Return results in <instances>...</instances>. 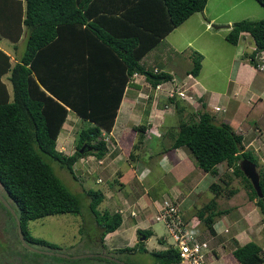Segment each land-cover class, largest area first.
<instances>
[{
    "label": "trees",
    "instance_id": "16d2710c",
    "mask_svg": "<svg viewBox=\"0 0 264 264\" xmlns=\"http://www.w3.org/2000/svg\"><path fill=\"white\" fill-rule=\"evenodd\" d=\"M206 1L25 0L23 6L22 0H0V41L8 38L14 48L21 36L25 42L23 49L20 42L21 50L14 62L0 47V184L30 244L60 249L57 243L31 234L29 219L81 212L78 195L55 173L47 156L59 161L73 177L74 164L80 157L102 158L113 144L109 133L126 87L140 85L134 82L133 75L147 71L162 80L172 77L157 66L145 69L140 59L169 31L201 10ZM257 1L264 7V0ZM243 31L255 43V49L248 53L254 64L258 51L264 49V16L234 21L225 38L236 44ZM191 57L189 73L195 76L203 54L194 49ZM5 73L9 84L3 79ZM145 78L153 88L162 81ZM175 104L179 110L183 108L178 101ZM70 111L76 113L82 126L72 141L73 151L66 153L56 144ZM133 127L139 134L147 129L145 124ZM176 131L171 133L174 136L170 146H184L195 165L216 174L217 164L225 161L242 179L248 199L254 201L262 215L264 227V166L252 149L245 148L243 135L229 123L216 122L205 110L197 118L180 120ZM243 158L258 167L260 193L240 168ZM226 175L229 176H223ZM221 179L224 186L229 184ZM210 189L214 195L197 210V215L212 230L214 217L224 209L216 207V197L222 192L220 183L211 182ZM228 190L229 195L236 191L232 187ZM85 194L90 197L88 206L101 227L99 239L105 247L104 236L121 224L122 216L118 210L98 208L105 197L100 188L88 187ZM1 207L12 215L0 200ZM150 234L149 229H137L139 238ZM136 250L150 253L152 264H176L182 259L176 246L148 250L140 239L134 245L106 252L117 256V252ZM232 252L239 264L264 262L263 247L254 240L237 244Z\"/></svg>",
    "mask_w": 264,
    "mask_h": 264
},
{
    "label": "crops",
    "instance_id": "0c3cea01",
    "mask_svg": "<svg viewBox=\"0 0 264 264\" xmlns=\"http://www.w3.org/2000/svg\"><path fill=\"white\" fill-rule=\"evenodd\" d=\"M240 1L241 0H207L201 10L193 12L181 24L169 31L154 47L149 49L140 59V63L145 69L151 70L153 66H157L160 70L169 73L170 76H177L181 79L184 78L188 82V85H190L188 91L195 94V96L198 97V100L192 105L187 104L183 100H179V104L185 108L184 110H186V108L189 109L187 113L181 116V120L197 118L199 113L205 110L214 117L216 122L223 121L229 123V125H231L237 132H240L243 135L245 148L252 149L257 156H261V159L264 160V154L261 155V151H264V122L262 121V118L264 117V71L259 70L258 67L255 66V63L252 64L248 59V53L254 50L255 43L250 51L243 50V52H241V50H237V56L235 59L239 61L240 64H238L237 68L240 69L236 70V74L229 73L228 75H224L223 73L225 61L221 62L218 57L213 62L216 66L211 63L214 55L210 59V70L208 67L209 64H207L206 55V51L209 50V44H202V48L197 47L198 49H196L203 54L199 73L195 76L189 73V69L192 65V57L191 51L186 50V46L190 43H194L201 37V35L210 31L212 27L214 28L213 30H215L214 32L218 29L221 33V38L226 40L225 34L228 32L231 24L236 21L233 20L234 18L227 16V12H229L231 8L236 7ZM213 2L216 3V8H212L211 3L213 4ZM22 4L23 6L25 5V0H22ZM180 26H184L183 30L189 31L190 29V31L187 34L180 33L177 37L172 35V33ZM221 31H223V33ZM180 37L183 38V41L179 40ZM250 37L251 35L247 31H243L238 42L246 40L250 41ZM208 39L210 40L211 38ZM160 42H164L163 47L155 50ZM238 42L236 44H238ZM180 52L182 55H178ZM157 56L158 58H156ZM135 77L137 79L140 78V76ZM130 87L137 89L140 85L129 84L126 87L118 108L115 122L109 133L110 141L113 144L111 147L109 146L108 151L103 156L104 158H101L103 164L96 165L101 166L100 170L96 172V179L101 177L103 181L101 173L105 170H108V176L113 173V175L111 174L110 181H108L107 184H102L100 187L103 191V188L105 187L104 202H106L105 200H107L108 197L110 198L108 200L111 201L113 194L117 193L119 196V202L117 203L113 200L112 203H110L112 205L110 207L113 208V210L117 209L120 205H123V202L126 201L129 202V206L127 204L129 208L133 207L136 210V207H139L142 210V213L145 214L147 207L153 210V212H156L157 206L160 205L165 198H173L177 200L180 202L186 219H193L194 221L197 218L199 219L198 221H195L194 227L197 226L198 232L195 231V234L200 238L207 239L209 242L212 237L218 241L217 237L221 236L224 240H227L228 234H231V237L229 238L230 241H232V246H226L224 242L220 241L218 243H212V246L210 247V264H239L232 252L237 244H243L247 241L254 240L263 247L261 242L253 239L248 235L247 231V228L249 229L250 224L252 223V211L255 210V214H259V219L261 218L260 211L253 200L247 199L248 202L240 203L242 197L239 193V195L237 194L240 189L231 194V197L228 198V205L226 207L221 208L218 205L216 206L217 208L224 210L221 214L214 217L212 230H209L206 224L197 215V210L214 195L213 191L210 189V183L213 181L218 182L222 188L224 183L219 171L214 174L210 171H204L202 168L195 165L188 154V150L184 146H170L171 143L169 142L174 136V134L171 136V133L177 132L176 130H178L180 121L178 117H176L177 119H174L173 115L176 113L173 104L163 98H161L163 99L162 101H164L163 108H160V106H157L154 103L151 105L149 104L150 107L146 108L145 104L147 102L142 103L143 100L139 102V104H128L127 119L125 120L122 117L121 122L117 123V120L121 116L122 105ZM166 103L168 105L167 107L165 105ZM217 105L220 107L219 109L214 108ZM252 114H254L255 121L254 123L249 124L250 121H248V117L252 116ZM169 117L171 118L168 120ZM66 121L63 123L62 129L65 128ZM155 122L158 124H155ZM138 124H145L146 128L150 127L151 124H153V128H163L159 135L153 133L152 138L159 137L158 140L162 141L164 137L166 139V134L169 135L168 144L166 146L163 144V146L156 148L158 154L156 161L158 160L157 164L160 168V171L157 170L159 177H153L152 169L154 166L152 163L136 166L131 161L132 159H135L136 156L139 158V153H141L140 150L148 146V143L144 141V137L151 138V136L146 134V130L141 134L134 130L133 126ZM117 132H121L120 140L116 137ZM62 134V132H59L57 143L62 140ZM119 141L124 144L126 149L125 152H114L116 147L120 149L118 144ZM69 148L70 147L68 146L67 149ZM135 149L138 151L137 154L132 152ZM65 152L68 153V151ZM112 152L113 154L110 155ZM85 161L83 160L85 163H83V166L87 167L88 161ZM222 162L223 161L220 163ZM127 163H129L128 168L125 167ZM227 168L229 167L227 166L224 172L231 170L230 168L227 170ZM125 170L127 175H131L132 172L133 176L125 179ZM147 177L151 178L153 184H159V186H157L158 191H153L151 189L152 185H147L144 192H136V189H138L137 182L140 183ZM229 177L232 178V175L229 174L225 179L230 184L231 180ZM122 178L124 179L122 180ZM126 184H133V186H130L128 189L126 188L123 194L119 193L117 189H121ZM232 188L235 187L233 186ZM107 189L109 190L106 191ZM208 189L211 191L212 196L210 198H207L206 196L203 197L205 191ZM219 195L216 197V201H218ZM144 205H147V207ZM127 206H125V208H127ZM103 208L108 207L105 206ZM232 210H235L236 212H233ZM257 216L258 215H254V218H257ZM124 218L126 226L116 229L115 231L126 229L128 230V239L130 240L135 237V242H137V229H149L151 234L145 239V245L148 249H164L167 246V239L165 240V237H162V240L158 239L160 243L158 242L153 248H150L147 245L153 232L152 223L154 222L150 221L148 217L146 218L147 220L142 219L140 216L133 217L130 215ZM242 219H244V221ZM200 222L205 224L207 232L203 226L202 228L199 226ZM259 225V230H261L263 223L261 222ZM232 228H234L233 233L231 232ZM142 238L143 237H141V239ZM123 240L125 239H122V242ZM126 245L129 244L123 246ZM176 264L189 263L188 261L181 259V261ZM260 264H264V262Z\"/></svg>",
    "mask_w": 264,
    "mask_h": 264
},
{
    "label": "rangeland",
    "instance_id": "374dc122",
    "mask_svg": "<svg viewBox=\"0 0 264 264\" xmlns=\"http://www.w3.org/2000/svg\"><path fill=\"white\" fill-rule=\"evenodd\" d=\"M212 8H216L217 5L215 2L213 4L211 3ZM227 16H230L234 18L233 20H239L241 18H261L264 16V7L257 1V0H241L236 7H233L227 12ZM227 18V17H226ZM184 26H180L177 28L172 35L174 36H179L180 33L182 34H187L189 31L183 30ZM214 28L210 31H207L204 35H201L200 38H198L194 43H190L188 46H186V50H196L199 48H202V44L208 43L209 44V50L206 51L207 55V64L210 63V59L213 57L211 63L215 61L216 58L219 57L220 61L224 63L223 67V73L224 75H228L229 73L231 74H236V70H239L240 68H237L239 61L235 59L237 56V50H247L250 51L252 46L254 45L253 39L250 37V41H242L238 42V44H233L225 40L224 38H221V33L216 30H213ZM226 29V28H224ZM226 31V30H223ZM223 31H221L223 33ZM24 36H21V39L17 41V48H14L11 46L13 44L8 38H3L0 41V47L5 49L7 53L10 54V60L14 62L16 58L18 57V54L21 50V44L22 42V49L24 48V41L23 38ZM208 38H211L210 40ZM180 41H183V38H179ZM164 42H160L155 50L160 49V47H163ZM178 55H182L181 52ZM158 58V56L156 57ZM214 66H216L215 63H213ZM255 66L258 67L257 61H255ZM177 67V65H176ZM211 70L210 64L208 66ZM237 68V69H236ZM204 73V72H203ZM7 73L3 75V79L9 84L7 80ZM136 76H140L139 79L135 77V81L140 84V87L137 89H133V87L129 88V92L126 94L124 103L122 105V110H121V116L117 120V123H120L122 120V117L126 120L127 119V111H128V104H139L143 100L142 103H146V108H149V104L151 105L152 103L156 104L157 106H160V108H163L164 101H162L164 95L166 94L165 88L163 85H160V87L156 86L153 88L151 83L146 80L141 74H137ZM131 89V90H130ZM160 104V105H159ZM185 108L179 110V108H175V115L174 119H177L176 117L181 120V116L189 111L188 108L184 110ZM76 113L70 111L65 128H63L60 133L62 132V140H60L57 143V148L60 150L68 151V153H71L73 151V139H75L77 130L82 126L81 122L77 117L75 116ZM76 117V118H75ZM171 117L168 118V120ZM77 119L76 122H74ZM137 121V120H136ZM249 124L254 123L255 118L254 114L252 116L248 117ZM262 121L264 122V117L262 118ZM176 122V120H175ZM155 124H158L155 122ZM158 131H156L158 134L161 133L163 128H158ZM146 134L151 136L149 137H144V141L148 143V146L144 147L139 153V158L138 156L135 157V159H132L131 161L133 162L134 165L140 166L141 165H148L150 163L153 164L154 168L152 169V175L153 177H159V173L157 170L160 171V168L158 167L156 159L158 158V154L156 152V148H159L161 146H166L169 142V135L166 134V139L165 137L163 140H158L159 137H154L153 136V130L152 126L148 127L146 130ZM116 137L120 140L121 137V132L116 133ZM157 139V140H156ZM62 141V143H61ZM143 142V141H142ZM172 142V139L169 143ZM72 144V145H71ZM119 146L120 149L116 147L115 151H121L125 152V146L119 141ZM70 147L67 149V147ZM112 145H110L111 147ZM263 146V145H262ZM137 149V148H136ZM132 151L133 153H138L137 150ZM131 150V149H130ZM113 154L110 153V155ZM264 154V151H261V155ZM45 157V155L43 154ZM111 157V156H110ZM104 158V157H103ZM259 163L260 165L264 166V160L261 159V156H258ZM46 160L52 165L55 173L60 177V179L64 182V184L73 192H75L80 200L81 203V212L79 213H71V212H64V213H56V214H49L45 215L39 218L35 219H29L27 222V226L31 234L39 237H43L51 242L57 243L60 246V249L58 251H62L64 253H67L69 255H79L83 253H96V252H101L103 248L104 251L106 250L110 252L116 251L117 248L120 246H123L125 244L132 245L136 241V238L134 237L133 239H128V230H121V231H111L110 233L108 232L105 237H104V242H106L105 247L101 246V242L99 239L100 236V231L101 227L98 226L96 223L94 216L92 212L89 209L88 203H89V198L85 194V189L88 187H93V188H100L102 184H107L108 181H110L111 173L108 176V170H105L104 172L101 173V176L103 177V181H99L98 179L96 180V172L100 170L101 166H96V165H102L103 160L97 161V158H94L93 155H88V156H82L78 160L77 163L74 165V172L76 174L75 177L66 169V167L62 166L59 161L51 158L50 156H47ZM83 160L88 161L87 162V167L83 166ZM85 161V162H86ZM145 162V163H144ZM85 164V163H84ZM128 164H126L125 167L128 168ZM226 163L223 161L222 163L217 164L218 171L220 172V175L225 179L227 178L226 176H223L226 173H229L232 175V178L230 177V184L224 186L222 188V192H220V195L218 197L217 205L221 208H224L228 205V198L231 197L229 193V188L235 187L236 190H238L237 194L239 193L240 196L242 197L241 202H248V195L246 192V189L243 185L242 179L233 174V172L230 170L228 172H224L226 170ZM258 168V167H257ZM97 169V170H96ZM229 168H227L228 170ZM95 170V171H94ZM130 171V170H128ZM130 176H133V173L131 172V175L126 174L125 170V179H128ZM115 177V176H114ZM124 178H122L123 180ZM133 179V178H132ZM168 179V178H167ZM98 182V183H97ZM112 183V182H111ZM126 184L123 186L121 189H117L119 193H124L125 189L129 188L130 186H133V184L129 185ZM144 185V186H143ZM152 185L151 189L153 191H158L157 186L159 184H153L152 180L150 177H147L144 181H141L140 183L137 182V188L136 192H144V189L146 186ZM161 185V184H160ZM105 191V187L103 188ZM107 189L106 191H108ZM0 192L3 194V189L0 184ZM105 193V192H104ZM238 194V195H239ZM111 195V193H110ZM206 196L207 198H210L212 196L211 191L208 189L205 191V194L203 197ZM110 199L109 197L106 202L104 200L98 205V208L100 210L104 209L103 207H108L110 211H113V208L110 203L112 201H116L117 203L119 202V196L117 193H114L113 196L111 197V201L108 200ZM240 199V198H239ZM238 199V200H239ZM239 203V202H238ZM129 206V202L124 201L123 205H120L119 207L124 209L125 206ZM127 206V207H128ZM147 207V205H144ZM136 212L137 215L142 217V219L147 220L146 218L148 217L150 221H154L152 223V228L153 232L152 235L147 243V245L150 248H153L156 246V244L160 241L158 239L162 240V237H165V239L169 240L171 239V235L169 232L166 230V227L163 225L161 221H155L153 218V215L155 212L151 210L149 207H147V211L145 210V214L142 213V210L139 207H136ZM143 208V207H142ZM144 209V208H143ZM115 210V209H114ZM233 212H236L235 210H232ZM140 212V214H139ZM126 213V212H125ZM256 211H252V223L250 224L249 229L247 228L248 235H250L253 239L260 241L261 244L264 247V227H262L261 230L260 228V223L262 222V215L261 218L259 219V214H255ZM261 214V213H260ZM254 215H258L257 218H254ZM129 216V215H127ZM197 218V217H196ZM199 219L197 218V221ZM244 221V219H242ZM125 218H123L121 225L119 228H123L126 226L125 224ZM240 221V222H243ZM199 226L202 228V226L206 229L205 224L203 222L199 223ZM194 232H198L197 226L192 227ZM234 228L231 229V232L233 233ZM111 235V236H110ZM159 237V238H158ZM228 239L224 240L221 236H218L216 241L215 238H211L209 240V247L212 246V243L214 244L215 242H224L226 246H232V241H230L231 234H228ZM208 238V237H207ZM122 239L123 240L122 242ZM138 239V238H137ZM164 239V238H163ZM121 240V241H120ZM130 241V242H129ZM136 243V242H135ZM39 246V245H37ZM40 248H42L40 246ZM109 253V252H108ZM117 257L119 258V262L121 263H129V264H152L153 263V256L144 251H139L136 250L135 252H127V253H116ZM56 254H48L45 252H37L34 250L29 249L28 247L24 246L21 241H19L17 233H16V227H15V218L13 215H10L7 210L3 207L0 208V264H114L113 262L107 261V260H101L98 259L97 256H81L77 258H73L71 256L69 257H63V256H58Z\"/></svg>",
    "mask_w": 264,
    "mask_h": 264
},
{
    "label": "built area",
    "instance_id": "2783aa9c",
    "mask_svg": "<svg viewBox=\"0 0 264 264\" xmlns=\"http://www.w3.org/2000/svg\"><path fill=\"white\" fill-rule=\"evenodd\" d=\"M258 67L264 69V51L258 54ZM135 73L134 75H136ZM162 83L155 85L160 87ZM170 86H164L166 95L172 96L178 94L181 98H191L186 91L185 81L178 82L171 79ZM218 108V106L216 107ZM101 160V159H99ZM98 160V161H99ZM135 211L131 210V214ZM156 221H161L166 226L171 235L170 244L179 249L182 259L188 261L189 264H210L209 253L210 248L206 239L200 238L195 234L192 227L195 221L186 219L180 202L173 198H165V200L157 206V211L153 215Z\"/></svg>",
    "mask_w": 264,
    "mask_h": 264
},
{
    "label": "water",
    "instance_id": "95a60500",
    "mask_svg": "<svg viewBox=\"0 0 264 264\" xmlns=\"http://www.w3.org/2000/svg\"><path fill=\"white\" fill-rule=\"evenodd\" d=\"M147 77L153 79V80H159L161 77H157L149 72H145L144 73ZM239 165L240 168L243 170L244 174L250 179L252 185L256 188V190L258 191V193H260V187H259V174L257 172L256 169V165L255 163H253L252 161H250L249 159L243 158L239 161ZM0 200L2 201V203L11 211L12 215L15 218V222H16V232L18 235L19 240L22 242V244L26 247H28L31 250L37 251V252H45L48 254H56L59 256H64V257H73V258H77V257H81V256H87V255H98V256H103L105 258L114 260L116 262H119V258L108 254V253H83V254H79V255H69L67 253L61 252V251H54L52 249H45V248H40V247H36L33 244H30L24 237V234L22 232V228H21V224H20V220L16 214V212L14 211V209L12 208V206L10 205V203L7 201V199L2 195V193L0 192ZM121 263V262H119ZM125 264V263H123Z\"/></svg>",
    "mask_w": 264,
    "mask_h": 264
},
{
    "label": "clouds",
    "instance_id": "9594fccd",
    "mask_svg": "<svg viewBox=\"0 0 264 264\" xmlns=\"http://www.w3.org/2000/svg\"><path fill=\"white\" fill-rule=\"evenodd\" d=\"M255 49V48H254ZM264 51V49H261V50H259L258 51V53H257V56H256V61H257V65H258V54H259V52L260 51ZM258 69L259 70H262V71H264V69H260L259 67H258ZM147 72V71H146ZM145 73V72H144ZM144 73H142L141 75H143V76H145V77H147ZM137 74H139V73H137ZM136 74V75H137ZM136 75H133V78H134V82H136L135 81V76ZM189 75V74H188ZM144 77V78H145ZM146 79V78H145ZM163 79V77H161L160 78V80H162ZM171 79H175L176 81H178V82H181V81H185V87H187L186 88V91H187V93L189 94V95H191V98H181L178 94H174V95H172V96H167L166 94L164 95V97H163V99H165V100H167L169 103H171V104H173V107H175L176 108V101H178L179 102V100H183V101H185L187 104H193V103H195V102H197V100H198V97H196L195 96V94H193V93H191V92H189L188 91V89H189V86L190 85H188V82L183 78V79H181V78H179V77H177V76H172V77H170V78H167L166 80H162L161 82H158V83H162L164 86H170L169 84H170V81H171ZM138 83V82H137ZM168 98H171V99H175V101H171V100H168ZM166 105V107L168 106L167 105V103L165 104ZM218 106V105H217ZM217 106H215L214 108L215 109H219L220 107L218 106V108H216ZM150 126H153V124H151ZM148 129V128H147ZM146 129V130H147ZM152 130H153V133L154 134H156V135H159L156 131H157V127H155V128H153L152 127ZM101 159V158H100ZM99 160V159H98ZM97 160V161H98ZM257 169V168H256ZM99 181H102V178L101 177H98L97 178ZM96 179V180H97ZM101 189V188H100ZM102 190V189H101ZM103 191V190H102ZM104 192V191H103ZM115 210H118L119 212H120V214H121V216H122V220H123V218L124 217H126L127 215H130V216H133V217H136V216H138L137 215V212H136V210L133 208V207H131V208H129V207H127V208H124V209H122V208H120V207H118L117 209H115ZM131 210H134L135 211V213L134 214H131ZM126 212V213H125ZM155 214V213H154ZM156 221V220H155ZM195 221H197V219H195ZM122 222V221H121ZM166 227V226H165ZM118 228V227H117ZM116 228V229H117ZM167 229V228H166ZM115 230V229H114ZM113 230V231H114ZM168 231V230H167ZM107 234V233H106ZM18 236V235H17ZM105 237V236H104ZM137 237H138V235H137ZM141 237H143L142 239H141ZM141 237L139 238L138 237V240L140 239V240H144L145 241V237H144V235H141ZM145 238V239H144ZM166 240V239H165ZM207 240V239H206ZM208 241V240H207ZM104 244H105V242H104ZM171 244H170V239L169 240H167V246L166 247H168V246H170ZM208 245H209V243H208ZM146 246V245H145ZM172 246V245H171ZM165 247V248H166ZM147 248V247H146ZM210 248V247H209ZM148 249V248H147ZM148 250H150V249H148ZM105 252V251H104ZM105 253H108V252H105ZM108 254H111L110 252L108 253ZM210 254H211V248H210V253H209V259H210ZM111 255H113V254H111ZM113 256H115V257H117L116 255H113ZM118 258V257H117ZM184 260V259H183ZM209 263H210V261H209Z\"/></svg>",
    "mask_w": 264,
    "mask_h": 264
},
{
    "label": "flooded vegetation",
    "instance_id": "af4514ba",
    "mask_svg": "<svg viewBox=\"0 0 264 264\" xmlns=\"http://www.w3.org/2000/svg\"><path fill=\"white\" fill-rule=\"evenodd\" d=\"M104 249H105V248H103V249L101 250V252H96V253H105V252H104ZM97 256H98V255H97ZM102 257H103V256H102Z\"/></svg>",
    "mask_w": 264,
    "mask_h": 264
}]
</instances>
